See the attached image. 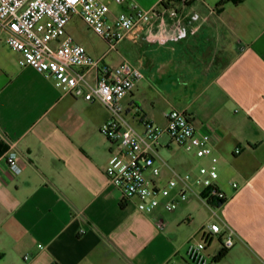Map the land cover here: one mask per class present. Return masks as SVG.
Returning a JSON list of instances; mask_svg holds the SVG:
<instances>
[{"label":"crops","instance_id":"obj_1","mask_svg":"<svg viewBox=\"0 0 264 264\" xmlns=\"http://www.w3.org/2000/svg\"><path fill=\"white\" fill-rule=\"evenodd\" d=\"M106 1L112 14L124 8ZM136 1L164 14L138 40H122L109 59H129L145 74L126 101L153 121L157 113L164 118L183 109L200 131L215 132L225 199L217 206L193 193L173 211L152 213L122 202L105 172L106 107L66 94L21 65L19 53L0 39V264H189L187 242L204 235L188 211L201 202L215 208L223 230L234 231V244L218 262L223 236L209 235L213 264H264V0H193L185 7ZM162 141L169 146L160 155L174 168L209 162L167 136ZM9 149L17 151L19 173L4 160Z\"/></svg>","mask_w":264,"mask_h":264},{"label":"built area","instance_id":"obj_2","mask_svg":"<svg viewBox=\"0 0 264 264\" xmlns=\"http://www.w3.org/2000/svg\"><path fill=\"white\" fill-rule=\"evenodd\" d=\"M112 1L124 8L112 14L106 0H0V39L19 53L21 65L52 78L66 94L106 107L109 115L100 127L109 142L105 172L120 188L122 202H134L146 213L173 211L193 193L208 203L223 202L226 194L218 185L220 158L214 151L217 134L200 131L193 116L183 109L166 111L162 125L149 119L126 101L145 75L142 68L129 59L112 64L106 54L92 55L68 30V23L78 15L107 42L109 50H116L122 40H138L146 27L163 19V10L145 9L136 0ZM192 1L173 3L185 7ZM167 8L172 16H178V7ZM198 17L197 13L193 15L194 19ZM164 136L209 162L199 164L196 170L181 171L170 166L160 155V149L169 146L162 141ZM235 152H241V147ZM4 160L12 172L21 171L16 150L9 149ZM164 168H168L167 176L163 175ZM231 184L238 187L236 181ZM207 228L206 238L187 242L189 264L211 263L207 254L209 235H222L226 247L234 244L232 229L223 230L216 222Z\"/></svg>","mask_w":264,"mask_h":264},{"label":"rangeland","instance_id":"obj_3","mask_svg":"<svg viewBox=\"0 0 264 264\" xmlns=\"http://www.w3.org/2000/svg\"><path fill=\"white\" fill-rule=\"evenodd\" d=\"M67 28L76 38V40H78L79 42L83 43L86 46V48L89 50V52L92 55L100 56L104 54L106 55L109 54V56H107L106 58L108 62H110L109 59L113 55H115V50H109V46L107 42L98 34H96L92 29L88 28L86 23L78 15L73 16L71 21L68 23ZM153 118L155 123L157 124H162L164 122V118L159 113L154 115ZM162 153L166 154L163 151ZM214 209L215 208H212L211 206H208L201 202V204L192 206L188 211V214H191L189 218H191L192 216L194 218V225H198L201 228V233L204 235L202 238H206V236L208 235L207 227L210 223L214 222V219L216 218L213 212ZM187 221L188 219L186 218L184 222L186 223ZM215 237L216 236H214L212 241H210L209 243V247H208L209 252H212L216 247L215 244L218 243ZM212 262L211 264L214 263ZM183 264L186 263L183 261Z\"/></svg>","mask_w":264,"mask_h":264},{"label":"trees","instance_id":"obj_4","mask_svg":"<svg viewBox=\"0 0 264 264\" xmlns=\"http://www.w3.org/2000/svg\"><path fill=\"white\" fill-rule=\"evenodd\" d=\"M233 1L236 2V3H238L240 0H233ZM222 2H224V0ZM161 4L163 6H167L168 5L167 2H165V0H162L161 1ZM221 203H222L221 201H217L216 203L214 202V204H217V206L220 205ZM228 250H229V247H226L224 245L223 241L221 240V248L217 252V254L214 256L213 261L214 262L220 261L227 254Z\"/></svg>","mask_w":264,"mask_h":264}]
</instances>
